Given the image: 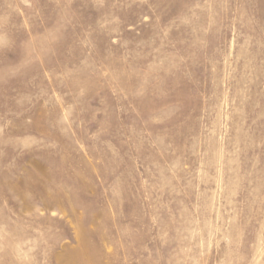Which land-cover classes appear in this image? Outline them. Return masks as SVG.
<instances>
[{"label": "rangeland", "instance_id": "1", "mask_svg": "<svg viewBox=\"0 0 264 264\" xmlns=\"http://www.w3.org/2000/svg\"><path fill=\"white\" fill-rule=\"evenodd\" d=\"M0 264H264V0H0Z\"/></svg>", "mask_w": 264, "mask_h": 264}]
</instances>
